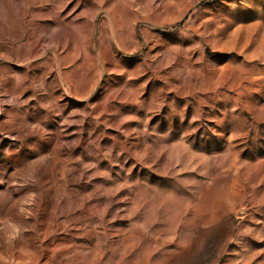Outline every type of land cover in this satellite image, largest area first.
I'll return each instance as SVG.
<instances>
[{
	"label": "rangeland",
	"instance_id": "rangeland-1",
	"mask_svg": "<svg viewBox=\"0 0 264 264\" xmlns=\"http://www.w3.org/2000/svg\"><path fill=\"white\" fill-rule=\"evenodd\" d=\"M0 264H264V0H0Z\"/></svg>",
	"mask_w": 264,
	"mask_h": 264
}]
</instances>
